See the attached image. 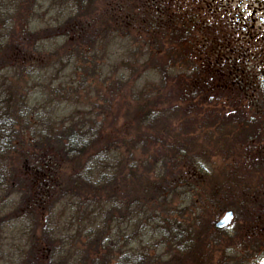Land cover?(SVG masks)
Returning <instances> with one entry per match:
<instances>
[{
  "label": "trees",
  "instance_id": "obj_1",
  "mask_svg": "<svg viewBox=\"0 0 264 264\" xmlns=\"http://www.w3.org/2000/svg\"><path fill=\"white\" fill-rule=\"evenodd\" d=\"M253 21L230 0H0V264H191L206 228L175 212L178 198L233 213L231 232L209 238L216 250L258 236L263 258L264 29ZM39 55L44 72L116 74L107 94L126 88L134 115L114 127L97 105L42 110L29 86ZM216 153L245 167L215 172ZM8 200L23 212L16 229Z\"/></svg>",
  "mask_w": 264,
  "mask_h": 264
},
{
  "label": "rangeland",
  "instance_id": "obj_2",
  "mask_svg": "<svg viewBox=\"0 0 264 264\" xmlns=\"http://www.w3.org/2000/svg\"><path fill=\"white\" fill-rule=\"evenodd\" d=\"M230 4L233 8L237 7L240 10L252 12V14L254 15L253 25L260 29H264V25L261 22L262 19H264V4L257 3L254 0H230ZM48 5L49 2L46 1L44 7H42L41 10L45 11V8H47ZM46 23L47 17H45L44 20L39 22L38 27H43ZM0 55H2V51H0ZM37 58H41V61L35 67L36 70L30 78L29 86L30 88L32 87L36 89L37 94L35 102L42 110L48 111L50 109H54L57 114H61L64 111L68 110L69 107H76L75 112L85 113L87 111V108H89L90 112H92V108L94 107V105H97L99 108L96 109V111H100L101 109V116H106L108 119L111 120L115 119L114 127H118L120 124L128 123L127 121L131 117V114H133L132 108H134V105L130 104L131 99L127 90H125L126 88H122L120 90H113L123 92L118 96H111L110 93L107 94V87L115 83L116 74H110L109 72H105L106 74L101 75L98 68L94 71L91 70L89 73H86L85 71L82 72L81 69L76 70L74 68L75 66L70 65L66 67L68 68V70H66L65 72L61 71L63 70V67L60 66L56 68L52 73H49L48 69H46L44 72L45 68L50 67L46 63V59H44L41 55H39V57L37 56ZM112 64L113 61L110 63V66ZM78 65L79 64H77V66ZM260 65V68H262L260 77V83L262 86V72L264 70V61L263 64ZM68 75L71 78L70 82ZM16 76L18 77V79H20L19 84L25 87L23 79L20 78L17 74ZM62 82H66L68 84L66 85ZM71 83L74 88L73 91L69 90V85H71ZM100 93L102 94V96L99 95ZM121 99H123V101H121ZM255 99H261V96L255 94ZM126 101H128V106H126ZM108 107L110 108L109 111H107ZM127 109L130 110L131 114H126ZM69 112H72V110H70ZM202 137L203 141H201V137L197 138L200 144H203L204 141L208 138L206 134H204ZM203 145L207 147L206 143H204ZM211 145L207 149H210ZM234 154L237 153L234 152ZM226 156H228V154L226 153L215 154L212 162V168L215 172L225 169L230 174H232L234 172L238 173L239 167H245L244 161H238V158H236L234 155H232L233 157H229L226 160L223 159V157ZM219 176L220 174L218 173L215 177L218 178ZM11 200H8L4 205H2L4 207L3 214L4 216H6V218L13 217L14 223L11 224V228L16 229L18 227V221L16 220L17 214L20 213L21 215H23V212L17 211V203ZM188 204L191 206L190 201L188 202ZM172 205L173 209L176 210L175 212L180 211V209H184L185 212H189V210H191L190 212L192 214L188 213L189 215H185V217L187 218L186 220L188 222H190L191 220L199 222L198 225L200 231L202 225L203 228H206L204 231L202 230V233L199 236L200 240H203L202 243L204 245L202 246V248L199 242L200 240L192 241V243L190 242L189 246H194L197 250H192L188 252L187 255L189 256V258L185 257L184 255L185 258H188L190 260L191 264H198L197 262L199 261V259H197L196 261L195 255L197 254L198 256L201 253L206 256V258L200 260L204 261L205 264L207 262V264H209L210 261V264H254L258 263L262 259L259 258L258 247H256V242L259 241L258 236L252 241H248V239L245 241H239V239L237 238L235 242L227 244L229 245V248L224 254H222L221 251L216 250V248L214 247L215 245H213V241L209 240V238L211 235L215 236L216 238H221L224 236H220L213 226V224L216 223L222 217V214H219L221 213L220 208L216 207L215 210H209V212L206 211L204 213L200 212L197 209H192V207L181 208L185 204L179 198L176 199ZM155 211L160 212L159 210ZM205 222H208L211 225H207ZM232 226L233 225L231 224V226L228 227L226 232H231V230L233 229ZM260 232H263V228ZM253 234L254 232L250 233V235L252 236ZM222 243L221 246L224 247L225 243ZM261 243L264 245V240H261ZM152 244L154 243L151 241L150 245ZM263 245L261 247H263ZM211 247H213L212 249L216 251H211ZM162 248L163 247L159 246L157 249L160 251ZM177 259H179V256L174 257L175 263L177 262ZM182 263H184V261H182Z\"/></svg>",
  "mask_w": 264,
  "mask_h": 264
},
{
  "label": "water",
  "instance_id": "obj_3",
  "mask_svg": "<svg viewBox=\"0 0 264 264\" xmlns=\"http://www.w3.org/2000/svg\"><path fill=\"white\" fill-rule=\"evenodd\" d=\"M257 3H262L264 4V0H254ZM264 21V20H263ZM262 88L264 90V70L262 72ZM233 219V214L231 212H227L225 213L221 219H219L216 223H215V228L218 230H223L225 228H227ZM259 264H264V258L259 262Z\"/></svg>",
  "mask_w": 264,
  "mask_h": 264
},
{
  "label": "flooded vegetation",
  "instance_id": "obj_4",
  "mask_svg": "<svg viewBox=\"0 0 264 264\" xmlns=\"http://www.w3.org/2000/svg\"><path fill=\"white\" fill-rule=\"evenodd\" d=\"M263 20H264V19H262V24L264 25V21H263ZM220 231H224V230H220ZM215 251H216V250H215ZM215 251H213V252H215ZM217 251H220V250L217 249ZM263 258H264V257H263ZM260 261H261V260H260ZM260 261H259V262H260ZM210 262H211V261H210ZM210 262H209V264H210ZM259 262H258V263H259ZM207 263H208V262H207ZM207 263H206V264H207ZM258 263H254V264H258ZM204 264H205V263H204ZM220 264H222V263H220Z\"/></svg>",
  "mask_w": 264,
  "mask_h": 264
}]
</instances>
